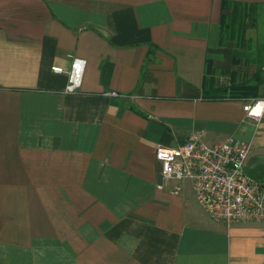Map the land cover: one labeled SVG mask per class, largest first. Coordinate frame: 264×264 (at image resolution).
Returning <instances> with one entry per match:
<instances>
[{"label":"crops","instance_id":"0c3cea01","mask_svg":"<svg viewBox=\"0 0 264 264\" xmlns=\"http://www.w3.org/2000/svg\"><path fill=\"white\" fill-rule=\"evenodd\" d=\"M222 1L0 0V264H264V223L158 187L156 147L186 139L248 142L264 184V109H243L264 87L205 97L206 63L213 87L258 68L256 26L220 43Z\"/></svg>","mask_w":264,"mask_h":264},{"label":"built area","instance_id":"2783aa9c","mask_svg":"<svg viewBox=\"0 0 264 264\" xmlns=\"http://www.w3.org/2000/svg\"><path fill=\"white\" fill-rule=\"evenodd\" d=\"M86 60L74 57L69 69L52 66V70L67 74L64 91L76 92L83 80ZM118 96L115 91L108 92ZM246 114L259 119L264 98H256L243 106ZM250 144L225 140L205 144L186 139L174 147L157 146L155 157L160 164L162 183L169 192L179 194L183 182L189 181L196 201L214 220L229 225L236 222L264 223V184L245 171Z\"/></svg>","mask_w":264,"mask_h":264},{"label":"trees","instance_id":"16d2710c","mask_svg":"<svg viewBox=\"0 0 264 264\" xmlns=\"http://www.w3.org/2000/svg\"><path fill=\"white\" fill-rule=\"evenodd\" d=\"M258 3H243L233 0H223L222 8L230 10V13H222L220 17V36L219 41L223 43L225 39L234 38L237 40L243 39L244 29L248 26H256V7ZM261 56L258 52L255 56V62L260 67ZM210 72L209 63H206V75L204 76V91L206 98H224L225 96L246 97L255 96L257 94L256 82L251 83L257 78L254 74L252 79L244 80L242 82L233 83L230 86L213 87L211 77H207ZM229 94V95H226Z\"/></svg>","mask_w":264,"mask_h":264},{"label":"rangeland","instance_id":"374dc122","mask_svg":"<svg viewBox=\"0 0 264 264\" xmlns=\"http://www.w3.org/2000/svg\"><path fill=\"white\" fill-rule=\"evenodd\" d=\"M255 22H256V30H257L256 36L258 41L254 45L255 56L258 52L259 56H261V60H262L261 63L263 65L257 68V71L255 72V74H257L256 76L257 78H255L254 81L251 80V83H254L257 80L256 89L258 93V89L264 87V4L257 5Z\"/></svg>","mask_w":264,"mask_h":264},{"label":"water","instance_id":"95a60500","mask_svg":"<svg viewBox=\"0 0 264 264\" xmlns=\"http://www.w3.org/2000/svg\"><path fill=\"white\" fill-rule=\"evenodd\" d=\"M184 142H185V141H180L179 143H180V144H184Z\"/></svg>","mask_w":264,"mask_h":264}]
</instances>
